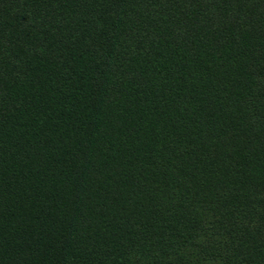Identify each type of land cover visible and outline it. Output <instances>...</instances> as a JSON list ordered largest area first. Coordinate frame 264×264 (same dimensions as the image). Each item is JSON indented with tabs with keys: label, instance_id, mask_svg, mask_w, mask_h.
Segmentation results:
<instances>
[{
	"label": "trees",
	"instance_id": "16d2710c",
	"mask_svg": "<svg viewBox=\"0 0 264 264\" xmlns=\"http://www.w3.org/2000/svg\"><path fill=\"white\" fill-rule=\"evenodd\" d=\"M264 264V0H0V264Z\"/></svg>",
	"mask_w": 264,
	"mask_h": 264
},
{
	"label": "rangeland",
	"instance_id": "374dc122",
	"mask_svg": "<svg viewBox=\"0 0 264 264\" xmlns=\"http://www.w3.org/2000/svg\"><path fill=\"white\" fill-rule=\"evenodd\" d=\"M185 261V260H184ZM183 261V262H184ZM183 262H182V264H183ZM197 263V261L196 260H192V259H190V264H196Z\"/></svg>",
	"mask_w": 264,
	"mask_h": 264
}]
</instances>
